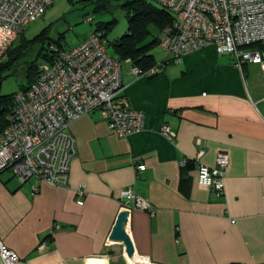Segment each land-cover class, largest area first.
I'll return each instance as SVG.
<instances>
[{
  "label": "crops",
  "instance_id": "0c3cea01",
  "mask_svg": "<svg viewBox=\"0 0 264 264\" xmlns=\"http://www.w3.org/2000/svg\"><path fill=\"white\" fill-rule=\"evenodd\" d=\"M181 62L141 79L125 66V95L145 113L143 132L119 139L98 111L71 123L78 153L66 186L0 174V241L18 264H131L124 244L110 240L124 213L137 256L153 264H264L262 68H239L214 47ZM165 124L174 142L162 136ZM220 153L230 163L217 198L200 184L198 166L214 167ZM127 189L154 214L126 207Z\"/></svg>",
  "mask_w": 264,
  "mask_h": 264
},
{
  "label": "built area",
  "instance_id": "2783aa9c",
  "mask_svg": "<svg viewBox=\"0 0 264 264\" xmlns=\"http://www.w3.org/2000/svg\"><path fill=\"white\" fill-rule=\"evenodd\" d=\"M57 0H0V60L16 39L33 22L41 19ZM171 13L175 21L159 34L164 58L142 70L130 59L118 60L109 53L104 31H95L69 50H56L51 63L40 67L37 80L14 95L7 127L0 133V174L12 172L21 183L37 178L53 186L69 182L71 162L78 143L69 127L72 122L98 111L109 130L119 139L145 129V113L135 110L125 95V66L136 79L161 74L171 63L207 47L218 54L231 55L236 65H259L264 74V53L252 46L264 43V0H154ZM90 23L93 20L87 19ZM161 134L174 142L177 134L165 124ZM204 154L201 151L198 156ZM229 156L220 153L214 167L198 166V179L217 198L225 194ZM144 172L146 165L136 166ZM37 191V190H36ZM80 197L83 192L78 193ZM121 199L126 207L148 210L154 207L131 189ZM83 205L84 202H80ZM47 248L42 243L39 250ZM4 264H18L20 257L0 241ZM135 264H153L135 254Z\"/></svg>",
  "mask_w": 264,
  "mask_h": 264
},
{
  "label": "rangeland",
  "instance_id": "374dc122",
  "mask_svg": "<svg viewBox=\"0 0 264 264\" xmlns=\"http://www.w3.org/2000/svg\"><path fill=\"white\" fill-rule=\"evenodd\" d=\"M105 1L113 2L112 6L105 11L99 10L100 3ZM139 1L162 9L154 0ZM124 2L125 0H57L43 18L30 24L24 34L19 35L21 38L18 37L11 47L14 49L13 54H5L0 60L4 64L10 62L0 72V97H11L25 88L33 74V65L40 69L45 63L43 55L50 54L57 48H74L102 22L113 23L106 37L108 44L112 45L128 32L132 9L122 7ZM87 19L93 20L92 23ZM44 31L46 36L35 41ZM151 31L152 35L146 43L157 37L154 27H151ZM152 54L158 62L165 56L158 44L152 49Z\"/></svg>",
  "mask_w": 264,
  "mask_h": 264
},
{
  "label": "trees",
  "instance_id": "16d2710c",
  "mask_svg": "<svg viewBox=\"0 0 264 264\" xmlns=\"http://www.w3.org/2000/svg\"><path fill=\"white\" fill-rule=\"evenodd\" d=\"M112 4L113 2L110 1L101 2L98 9L101 11L108 10V8L112 6ZM122 7L132 9V14L131 16H129L128 32L121 38L116 40L112 45H109V48H112L111 52L118 57V60L124 61L126 59H130L134 66H137L142 70L149 69L158 63L156 62L151 52L156 44L159 45V34L166 27L171 26L174 23L175 18L171 13H169L165 9H159L155 6L147 4L144 1L125 0ZM112 25L113 23L111 22H102L101 24L97 25V27L94 29V32L104 31L106 38L108 35V31L110 30ZM151 27H154L156 29L157 37H154L152 41L146 43V41L152 35ZM23 34L24 33H22L21 36ZM21 36L19 37V39L21 38ZM44 36H46L45 31L38 37H36L35 41L43 39ZM252 47L264 53V43H257ZM13 50V48H10L6 54L8 56L10 54H13ZM56 50L67 49L57 48L55 50H52L50 54L43 55L45 63H51L55 60L57 56ZM9 64L10 62L4 64L1 61L0 72L3 68L9 66ZM33 68L34 71L30 77L29 84L21 90H27L39 77V67L33 65ZM14 95H12L11 97H0V133H2L7 127V116L13 109Z\"/></svg>",
  "mask_w": 264,
  "mask_h": 264
},
{
  "label": "water",
  "instance_id": "95a60500",
  "mask_svg": "<svg viewBox=\"0 0 264 264\" xmlns=\"http://www.w3.org/2000/svg\"><path fill=\"white\" fill-rule=\"evenodd\" d=\"M128 213L121 215L110 235L112 242H120L126 247V254L130 259H133L136 251L132 239L127 231L128 226Z\"/></svg>",
  "mask_w": 264,
  "mask_h": 264
},
{
  "label": "bare ground",
  "instance_id": "6f19581e",
  "mask_svg": "<svg viewBox=\"0 0 264 264\" xmlns=\"http://www.w3.org/2000/svg\"><path fill=\"white\" fill-rule=\"evenodd\" d=\"M130 261H131V264H135L134 259H131Z\"/></svg>",
  "mask_w": 264,
  "mask_h": 264
}]
</instances>
